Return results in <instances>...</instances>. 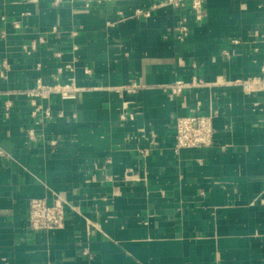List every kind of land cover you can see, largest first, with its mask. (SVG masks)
I'll use <instances>...</instances> for the list:
<instances>
[{
    "label": "crops",
    "instance_id": "crops-1",
    "mask_svg": "<svg viewBox=\"0 0 264 264\" xmlns=\"http://www.w3.org/2000/svg\"><path fill=\"white\" fill-rule=\"evenodd\" d=\"M176 1L0 0V264H264V91L233 83L264 66V0ZM59 68L80 91L32 116L19 92ZM210 112L212 145L175 152ZM55 195L64 226L31 230Z\"/></svg>",
    "mask_w": 264,
    "mask_h": 264
},
{
    "label": "built area",
    "instance_id": "built-area-1",
    "mask_svg": "<svg viewBox=\"0 0 264 264\" xmlns=\"http://www.w3.org/2000/svg\"><path fill=\"white\" fill-rule=\"evenodd\" d=\"M176 5H180L181 2L177 0ZM192 6L194 9L200 8V1L193 0ZM199 16V15H198ZM187 28L179 26V36H185L187 34ZM236 42V41H234ZM228 53L224 51V55ZM65 70H72L71 65L66 64ZM62 69H58V75H53L52 82H44L40 77H36L34 85L19 92L28 98L32 107L31 115L38 116L43 115L47 119L54 117L52 111L49 108H42L41 102L45 99H49L53 95L59 96L61 99H73L80 91V88L75 86L73 79H64ZM89 70L86 69V72ZM237 84L244 93L255 94L264 91V66L261 67L258 74H254L242 79H236L233 81ZM208 85L202 79L193 77L189 82L183 80H176L166 87L168 92L175 96L182 95L183 89L192 86H204ZM135 86L131 85L126 90L133 92ZM8 105H5L7 111ZM5 111V115L7 112ZM62 115L61 112L56 116ZM213 112L207 114H185L178 115L174 122V143L173 149L175 152L181 149L190 148H204L209 147L213 143ZM28 136L33 138L32 131H28ZM1 153V151H0ZM70 208L69 203L60 195H55L51 202H48L45 198H31L28 203V226L33 231L38 230H52L60 229L64 226L67 218V208Z\"/></svg>",
    "mask_w": 264,
    "mask_h": 264
}]
</instances>
